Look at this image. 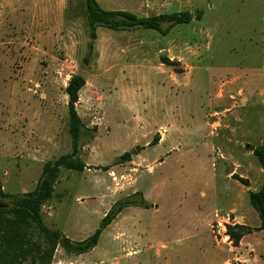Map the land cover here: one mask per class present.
<instances>
[{"label": "rangeland", "instance_id": "rangeland-1", "mask_svg": "<svg viewBox=\"0 0 264 264\" xmlns=\"http://www.w3.org/2000/svg\"><path fill=\"white\" fill-rule=\"evenodd\" d=\"M97 2L193 19L167 35L101 27L94 41L85 0H0L1 188L32 193L46 165L73 154L66 88L82 75V167L61 168L46 227L75 247L115 203L140 193L151 208L125 209L84 254L61 244L51 253L32 231L3 264H264L250 204L264 180L250 149L264 144V0ZM236 225L251 228L238 247Z\"/></svg>", "mask_w": 264, "mask_h": 264}, {"label": "trees", "instance_id": "trees-1", "mask_svg": "<svg viewBox=\"0 0 264 264\" xmlns=\"http://www.w3.org/2000/svg\"><path fill=\"white\" fill-rule=\"evenodd\" d=\"M85 14L90 37L92 40L97 39V30L101 27L113 31H130L135 29H146L157 31L162 35H167L173 27L187 25L192 22L193 15L186 11L181 13L163 14L147 18H140L128 11H106L97 0H85ZM195 16V15H194ZM165 25H168L166 28ZM164 64L175 66L174 63L164 58ZM85 62H88L85 59ZM180 72V70H178ZM86 80L82 75H76L70 80L66 88V94L69 98L68 110L70 115V132L73 138L74 152L72 155H66L59 158L56 162L45 166L41 179L38 182L36 190L22 196H12L2 191L0 184V264H3L8 258L16 259L22 253L23 240L29 238L32 231L40 234L47 242L51 244V253H53L59 244L66 249L74 248L78 253L84 254L92 250L99 243L102 232L109 227L118 216L127 208L139 207L149 209L151 206L147 203L140 193L133 197H128L113 205L109 213L102 220L100 228L93 236L84 242L71 247L68 239L56 231L49 230L41 213L42 206L53 198L54 185L58 180L61 168L74 170L81 169V164H77L73 158L77 155L80 146L82 121L76 111L79 93L85 87ZM254 155L259 161L264 172V144L256 147ZM131 160L129 153L124 154L120 163ZM234 180L239 181L242 185L248 187V180L234 176ZM136 197V198H135ZM139 197V200L138 198ZM4 199H12L13 205L6 207L3 205ZM250 204L258 213L261 225L258 231H264V180L262 187L256 192H250ZM235 228L242 230L241 234L235 235L233 228L229 227V236L233 240L235 247L240 245L244 235L251 231L246 226ZM16 256V257H15Z\"/></svg>", "mask_w": 264, "mask_h": 264}, {"label": "water", "instance_id": "water-1", "mask_svg": "<svg viewBox=\"0 0 264 264\" xmlns=\"http://www.w3.org/2000/svg\"><path fill=\"white\" fill-rule=\"evenodd\" d=\"M197 13H198V12H195V14H194V15H195V16H197ZM250 149H251V151H253V152H254L256 148H255V147H250Z\"/></svg>", "mask_w": 264, "mask_h": 264}]
</instances>
